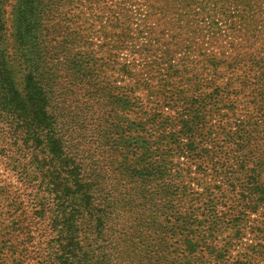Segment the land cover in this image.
<instances>
[{"label": "trees", "instance_id": "16d2710c", "mask_svg": "<svg viewBox=\"0 0 264 264\" xmlns=\"http://www.w3.org/2000/svg\"><path fill=\"white\" fill-rule=\"evenodd\" d=\"M142 2L136 34L149 43L134 53L221 24L242 43L202 69L168 47L144 61L156 84L134 81L112 51L128 27L93 20ZM73 3L13 0L6 18L0 0V162L13 178L1 230L28 242L35 225L36 264H261L264 0H76V30ZM111 27L110 45L93 42ZM236 109L234 127L206 128Z\"/></svg>", "mask_w": 264, "mask_h": 264}, {"label": "rangeland", "instance_id": "374dc122", "mask_svg": "<svg viewBox=\"0 0 264 264\" xmlns=\"http://www.w3.org/2000/svg\"><path fill=\"white\" fill-rule=\"evenodd\" d=\"M12 3L13 0H5L4 10L6 18H9V11ZM108 5L113 8V5L109 2ZM125 6L126 13L124 11L116 9L117 7H114L115 9H113V11L111 12L112 15L109 12L104 13L103 18L98 21L93 20V24H96L97 28L100 26V24H107L112 19L117 21L120 20L123 24L126 25V28L128 27L126 31L129 36L128 38H126V41H129L128 45L124 46L123 49L119 48L117 50L112 51H115V56L120 62H130V65H132L133 67L131 71L133 72L132 77H134V81H136L139 77H147L149 78L150 83L155 85L157 82L156 78L151 77L152 70L150 69V67L148 69L143 67L144 61L150 58H155L156 55L160 56L161 53H163V51L166 50L168 47L171 48L170 50H174L171 55L172 62H180L183 56L188 55V57L190 58L189 60L194 61L192 65H195L199 69H202V67H204L205 65L203 59H207L211 56L222 58L223 56L232 53L234 48H236L242 43L241 37L239 38L238 34L231 33L228 30L224 31L226 28H224V24H221L219 25L220 28H218L215 33L208 32L206 29H200L197 32H188L187 34H181L176 29H174V32L172 34L168 32L163 33L162 36H159V38L154 39V43H151L152 48L155 50L154 54L148 53L142 55L134 53L133 50H139L138 47H141L144 44L142 42L148 41L149 43V38L145 40L137 37L136 34V24L138 22L137 14H139L138 12H144V10L147 8L143 2L140 3L138 7L136 6L135 9L129 4H126ZM261 7V18L263 17L264 19V3L261 4ZM71 8L72 9L70 10L71 12L69 13V16H74L73 20L70 21V23H72L71 29L73 28L76 30V0H74L73 6ZM98 11L100 10L96 9V13ZM105 14H107V17L104 16ZM90 22L88 21V23ZM263 26L264 23L263 25H260V27H258L259 33L261 35H264ZM111 29L109 30L110 32H108L107 34L108 37L104 38L101 36L100 33L95 32L92 37L93 42L100 44V41H108V45H110L111 40L118 38L119 34L116 32V29ZM224 33L228 35L225 36ZM258 44H260V48L264 47V41H261L260 39L258 40ZM74 48L76 50V46ZM185 51L187 52V54H185ZM118 80H123V78L118 77ZM225 82L226 79L224 78L219 83L224 86ZM135 94L139 96L143 101L146 100L143 88L136 89ZM224 110H222V113L224 112ZM244 115L245 113L242 112L240 109H236L235 114H226L223 118H221L219 115H208V122L205 126L206 128L211 127L212 129L221 126V128L218 129V131L221 132L222 128L229 129L234 127L236 123L239 122V120H243L242 118L244 117ZM220 132L219 135L222 136V133ZM192 169H194V167H192ZM11 183H13V178L11 177L8 170L4 167L3 163L0 162V185H7ZM0 216H2V214H0ZM2 226L3 225H0V264H36L35 252L38 249L39 240L38 236L33 233L35 225L31 224L29 227L30 234H32L33 239H30L28 242H22L20 238L16 236V234H5V232H7V229L1 230ZM248 237L250 238V236L247 235V238H245L244 241H247ZM261 262V264H264V258L261 260Z\"/></svg>", "mask_w": 264, "mask_h": 264}]
</instances>
